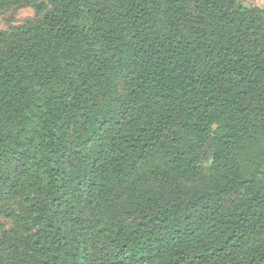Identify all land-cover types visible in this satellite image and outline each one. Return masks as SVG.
<instances>
[{
	"label": "trees",
	"instance_id": "obj_1",
	"mask_svg": "<svg viewBox=\"0 0 264 264\" xmlns=\"http://www.w3.org/2000/svg\"><path fill=\"white\" fill-rule=\"evenodd\" d=\"M13 6L34 18L0 30V264H264V10Z\"/></svg>",
	"mask_w": 264,
	"mask_h": 264
},
{
	"label": "rangeland",
	"instance_id": "obj_2",
	"mask_svg": "<svg viewBox=\"0 0 264 264\" xmlns=\"http://www.w3.org/2000/svg\"><path fill=\"white\" fill-rule=\"evenodd\" d=\"M243 7H258L264 10V0H237ZM34 18L33 10L30 7L13 6L8 9L0 10V30L7 31L10 27L22 25ZM3 224L8 226L7 221Z\"/></svg>",
	"mask_w": 264,
	"mask_h": 264
}]
</instances>
